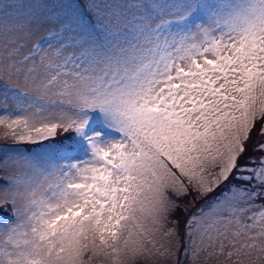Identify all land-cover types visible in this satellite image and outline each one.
Returning a JSON list of instances; mask_svg holds the SVG:
<instances>
[{
  "label": "snow or ice",
  "instance_id": "6c2138e0",
  "mask_svg": "<svg viewBox=\"0 0 264 264\" xmlns=\"http://www.w3.org/2000/svg\"><path fill=\"white\" fill-rule=\"evenodd\" d=\"M0 141V264H264V0H0Z\"/></svg>",
  "mask_w": 264,
  "mask_h": 264
},
{
  "label": "rangeland",
  "instance_id": "374dc122",
  "mask_svg": "<svg viewBox=\"0 0 264 264\" xmlns=\"http://www.w3.org/2000/svg\"><path fill=\"white\" fill-rule=\"evenodd\" d=\"M80 2L81 3H83V0H80ZM13 102L11 101V100H9V104L11 105ZM3 141H0V143H2ZM34 150H36V151H39V149L38 148H36V149H34ZM193 211L195 210V207H193V209H192Z\"/></svg>",
  "mask_w": 264,
  "mask_h": 264
}]
</instances>
